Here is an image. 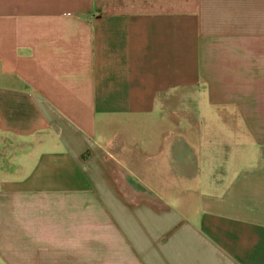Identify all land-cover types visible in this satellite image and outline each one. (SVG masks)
I'll use <instances>...</instances> for the list:
<instances>
[{"label":"crops","instance_id":"obj_1","mask_svg":"<svg viewBox=\"0 0 264 264\" xmlns=\"http://www.w3.org/2000/svg\"><path fill=\"white\" fill-rule=\"evenodd\" d=\"M0 264H264V0H0Z\"/></svg>","mask_w":264,"mask_h":264}]
</instances>
